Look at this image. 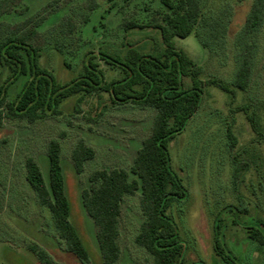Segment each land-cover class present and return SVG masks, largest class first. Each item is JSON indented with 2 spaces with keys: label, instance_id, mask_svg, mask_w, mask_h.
<instances>
[{
  "label": "rangeland",
  "instance_id": "1",
  "mask_svg": "<svg viewBox=\"0 0 264 264\" xmlns=\"http://www.w3.org/2000/svg\"><path fill=\"white\" fill-rule=\"evenodd\" d=\"M200 1L202 21L189 37L174 39L176 47L201 67L204 94L186 128L170 143L171 167L187 195L172 200L166 213L177 225L186 264H233L216 253V238L235 264H264V246L249 236L254 227L264 233V0ZM255 5L261 9V20L251 28ZM0 7V33L35 27L38 34L32 43L42 51L40 63L61 84L81 71L88 51L124 55L133 47L151 54L164 48L154 27L168 11L162 0H9ZM207 21L226 27L221 46L213 52L202 43ZM24 22H29L27 28ZM56 41L63 54L53 47ZM244 44L252 69L248 88L241 90L233 83ZM99 61L107 81L122 77L119 68ZM10 74L8 66L0 65V87ZM26 80L20 78L9 88L8 100L16 98ZM183 80L186 88L192 86L190 75ZM214 81L228 84L232 92ZM76 103L77 97L65 101L57 117L35 123L5 119L0 126V264H46L34 246L47 252L50 264H83L66 249L52 214L38 204L26 179L30 157L48 178L47 145L53 139L62 145L70 219L89 249V264H104L97 227L83 207L82 192L90 187L89 177L96 170L130 169L151 134L156 110L112 104L107 93L86 97L80 112ZM250 117L255 118L254 127ZM81 140L96 155L78 173L72 153ZM140 200L139 191L124 197L118 264H153L150 253L135 242L144 220Z\"/></svg>",
  "mask_w": 264,
  "mask_h": 264
},
{
  "label": "trees",
  "instance_id": "2",
  "mask_svg": "<svg viewBox=\"0 0 264 264\" xmlns=\"http://www.w3.org/2000/svg\"><path fill=\"white\" fill-rule=\"evenodd\" d=\"M6 1L9 0H0V6ZM162 2L168 11L162 15L160 23L154 25L160 31L164 44L162 50L146 54L131 47L124 55L105 50L88 51L83 57L81 71L65 84L59 83L53 73L41 65L42 51L32 43L38 34L35 27L0 33V65L8 66L11 71L0 87V126L5 119L35 123L57 117L63 112L62 104L75 97V110L80 112V104L86 97L101 93H107L115 105L133 104L156 110L151 134L143 140L130 169L96 170L89 177L90 187L82 192L83 207L97 227L96 237L104 264H118L120 260L122 203L127 194L138 191L144 220L135 237L136 244L150 253L153 264H186L177 225L166 213L172 200L187 195L181 178L171 167L170 143L182 133L199 109L204 83L199 78L201 67L184 50L176 47L174 39L189 37L202 21L203 12L200 0ZM252 13L250 27L256 28L261 20L260 7L255 5ZM215 22L209 21L204 35H201L203 45L212 52L221 46L219 40L226 34V27ZM28 23L24 22L23 28H27ZM130 25L145 27L136 23ZM53 47L63 54L59 41L54 42ZM245 50L246 44L242 45L241 64L233 83L241 90L248 88L252 69V58ZM99 60L119 68L122 77L107 81ZM185 75L192 77L189 88L185 87ZM23 77L27 80L16 98L8 100L9 88ZM214 83L222 90L232 92L228 84ZM250 120L254 127L255 118L250 117ZM95 155V150L81 140L72 153L76 171L83 172L85 163ZM47 156L48 178L36 160L30 157L26 160V179L34 189L38 204L52 214L53 227L66 249L83 264H89V249L70 219L71 203L66 192L62 145L58 140L49 141ZM262 231V228H250L249 236L264 246ZM214 248L225 261L236 263L217 238ZM32 250L43 263H51L44 249L34 246Z\"/></svg>",
  "mask_w": 264,
  "mask_h": 264
}]
</instances>
